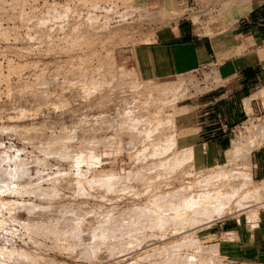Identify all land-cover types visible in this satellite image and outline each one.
<instances>
[{"label": "rangeland", "instance_id": "rangeland-1", "mask_svg": "<svg viewBox=\"0 0 264 264\" xmlns=\"http://www.w3.org/2000/svg\"><path fill=\"white\" fill-rule=\"evenodd\" d=\"M248 1L196 0L178 13L211 20ZM122 2L99 0L110 14L98 25L86 16L92 0H0V264H228L215 225L235 215L184 224V211L168 206L244 165L227 151L202 166L183 158L189 150L166 151L176 106L214 88L213 71L139 78L120 50L140 41L151 9ZM256 102L246 127L264 124V98ZM170 159L182 162L164 168Z\"/></svg>", "mask_w": 264, "mask_h": 264}, {"label": "crops", "instance_id": "crops-1", "mask_svg": "<svg viewBox=\"0 0 264 264\" xmlns=\"http://www.w3.org/2000/svg\"><path fill=\"white\" fill-rule=\"evenodd\" d=\"M142 1L151 11L145 13L140 41L124 47L121 54L144 81L211 68L215 87L175 108V147L191 150L199 166L224 162L231 144L219 124H233L248 112L256 116L262 110L256 101L264 98V0H249V9L231 23L226 10L211 20L200 14L194 21L186 10L196 0ZM176 5L186 10L173 20L169 14ZM249 164L251 178L264 180V145L250 153ZM256 220L247 222L239 214L216 223V243L228 264H264V207ZM227 233L231 238L221 240Z\"/></svg>", "mask_w": 264, "mask_h": 264}, {"label": "bare ground", "instance_id": "bare-ground-1", "mask_svg": "<svg viewBox=\"0 0 264 264\" xmlns=\"http://www.w3.org/2000/svg\"><path fill=\"white\" fill-rule=\"evenodd\" d=\"M98 1L99 0H92V3H91V0H90L91 4H90L89 10L87 9V12H86L87 15L86 16H91L92 18H94L95 23H97L99 25L98 20L101 17L100 13H102L104 11H105V13H108L109 10L100 7L98 5ZM120 1H121V3H123L122 0H119V2ZM73 2H75V1H73ZM80 2H82V1H79L78 3H80ZM115 2L117 3L118 0L117 1L115 0ZM247 3L248 2H246V3L240 2L236 7H233L230 10V12L227 16L228 17V23L235 21L239 16L242 17V15L249 9V6H248L249 4H247ZM106 4H108V3H106ZM123 5H124V3H123ZM113 6H114V4H113ZM114 7H117V6L115 5ZM179 7H180V5H176V6H174L175 9L172 10V11H174V10L176 11V13L174 12L176 16H177V13L179 11ZM127 11H128V9H127ZM124 13L125 12H123L122 14H124ZM134 13H132V14H134ZM109 14H110V12L108 13V15ZM127 14H128V12H127ZM132 14L129 13L128 16L132 15ZM178 14L180 15L181 13H178ZM118 16H120V19H121V15L119 14ZM128 16L126 17V19L128 18ZM78 17H81V16H78ZM116 17H117V15H116ZM130 17H129V19H131ZM109 19H110V17H109ZM120 21H122V20H120ZM124 21H125V18H124ZM118 22H119V20H118ZM131 22H129V23L133 24V21H131ZM129 26H130V24H129ZM247 102L249 103V101H246L245 104H246V108L248 109L249 107H248ZM249 110H247V111H249ZM245 130L248 133L246 135L247 140L245 141L244 136H243V138L239 139V141H237V143L231 142L230 147L226 150L231 155L232 159H237L239 161L241 160V162H244V165H242V168L236 172H233V171L231 172L229 170L227 171V170L221 168V170L219 172H217L216 175L209 176V177H206V178L199 180V182H198L199 184L203 183L202 184L203 189L200 190L199 194H193L190 190H188V191L182 192V194L179 195V197H175L174 200L172 199V201L168 199L171 203L172 202L176 203L177 200L184 202V207L178 206L180 204L179 203L180 201H178L176 206L173 205V203L172 204L169 203V205H168L169 207H172V209L175 210V214H176V212L184 211L185 217H183V215L182 216L179 215V213L177 214V216L175 214H173L174 216L177 217V219H179V220L175 219V221L177 220V221H180V223H181V220L182 221L185 220L184 221V224H185L187 222V220H188V222L189 221L193 222V221H198L199 219L203 218V219H206L207 223H211V222H214L213 219H215V217L216 218L218 217V219H220L219 217H222V216L224 217L225 215L238 216L239 214H242L244 212L247 213L248 222H253L254 220H256L258 210L264 207V180L259 181V182L254 181L250 175V165L246 164V162H248L249 155L252 152L256 143L261 144L264 142V124H260V125L259 124L258 125L252 124L249 127H245ZM149 132H150V134H148L147 136L151 135V131H149ZM168 140L169 141L167 143V145H168L167 149L165 148L166 146L163 148L166 149L167 152L173 153L174 147H175L174 135H171ZM159 146L160 145L158 144L157 147H159ZM163 148H162V150H164ZM159 149H160V147L157 148L156 150H158V152H160ZM166 151H162V152L166 153ZM190 152H191V150L186 152L184 154L183 158L184 159H190L191 158ZM157 155H160V153H158ZM169 161H171V159ZM175 161L179 162V163L182 162L181 160L178 161V159ZM175 161H171L169 166L166 165L167 167H164V166L163 167L164 168H171L170 165L172 167L174 165L176 166V164H178V163H176ZM232 161H234V160H232ZM161 165H163V162ZM247 167H249V170L247 169ZM107 177L108 176H106L105 178H107ZM101 179H103V178H100L98 181L103 182L104 179L103 180H101ZM114 180H115V177H114ZM233 180L241 181V185L239 187H232L230 183ZM177 193H179V192H177ZM176 198H177V200H176ZM165 203H167V202L165 201ZM154 204H155L154 206H157V207L159 206V204L158 205L156 203H154ZM161 206L162 205H160L159 207H161ZM256 206H258V207H256ZM162 209L163 208H161V210H159L157 208L156 210H158L159 212H162ZM164 210H165V208H164ZM164 210H163V212H164ZM136 211L138 212V210H136ZM147 211L146 212L144 211L141 213V210H140V213L142 214V216H144V215L149 216L148 217L149 219H153V218L157 219L158 215L155 213H158V212H155V213L148 212L147 213ZM165 211L167 212L168 210L166 209ZM167 214H168V212H167ZM156 215H157V217H155ZM163 215H165V214H163ZM178 216L180 218H178ZM162 218H163V216H161V218L158 217L157 220L159 221V219H161V221H162ZM161 221H159V223ZM164 221H165V219H164ZM164 221H162L163 225L166 224V223H164ZM200 222H202V221L200 220ZM167 224H168V222H167ZM252 224H254V223H252ZM160 226H162V225H160ZM252 227H253V225H252ZM230 235H231L230 233L224 234V236H227V237ZM224 241H226V240H224Z\"/></svg>", "mask_w": 264, "mask_h": 264}, {"label": "built area", "instance_id": "built-area-1", "mask_svg": "<svg viewBox=\"0 0 264 264\" xmlns=\"http://www.w3.org/2000/svg\"><path fill=\"white\" fill-rule=\"evenodd\" d=\"M251 115H245L243 119L233 123V124H225L220 123L219 124V131L222 136L228 137V141L231 144V142L237 143L239 139H241L242 134L245 131V127L250 120Z\"/></svg>", "mask_w": 264, "mask_h": 264}]
</instances>
